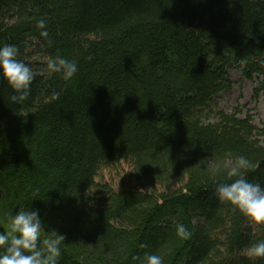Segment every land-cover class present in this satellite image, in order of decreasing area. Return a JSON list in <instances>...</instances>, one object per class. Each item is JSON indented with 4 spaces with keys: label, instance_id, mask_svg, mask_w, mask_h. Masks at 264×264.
Wrapping results in <instances>:
<instances>
[{
    "label": "trees",
    "instance_id": "obj_1",
    "mask_svg": "<svg viewBox=\"0 0 264 264\" xmlns=\"http://www.w3.org/2000/svg\"><path fill=\"white\" fill-rule=\"evenodd\" d=\"M5 43L37 75L22 104L0 78V232L25 207L41 239L65 237L59 264H264L247 255L264 224L215 194L237 156L264 186L259 130L211 108L231 70L264 90V0H0ZM57 55L77 62L70 80L47 71ZM122 162L133 188L96 181Z\"/></svg>",
    "mask_w": 264,
    "mask_h": 264
},
{
    "label": "clouds",
    "instance_id": "obj_2",
    "mask_svg": "<svg viewBox=\"0 0 264 264\" xmlns=\"http://www.w3.org/2000/svg\"><path fill=\"white\" fill-rule=\"evenodd\" d=\"M40 36L47 39L49 32L45 20L37 23ZM49 43H51L49 41ZM19 49L13 44L0 45V78H3L12 89L10 101L22 104L30 93L31 85L37 75L33 69L18 59ZM90 59V57H89ZM50 74H60L67 81L78 71V64L74 60L62 56H55L46 65ZM59 92L52 93V99L57 100ZM252 167L245 156H237L234 163L227 169L229 178L235 177L231 183L218 184L215 194L222 202L230 203L245 217L257 224H264V186L254 183L244 177V172ZM220 165H217V170ZM10 227L0 232V264H59L62 255L61 244L65 237L56 230L51 236L41 221L39 209L20 207L8 217ZM176 234L181 239L191 238V232L183 224L175 226ZM250 258H264V239L252 243L247 248ZM139 264H164L163 257L157 254L145 253L143 257H133Z\"/></svg>",
    "mask_w": 264,
    "mask_h": 264
},
{
    "label": "rangeland",
    "instance_id": "obj_3",
    "mask_svg": "<svg viewBox=\"0 0 264 264\" xmlns=\"http://www.w3.org/2000/svg\"><path fill=\"white\" fill-rule=\"evenodd\" d=\"M229 80L232 88L214 98L212 110L232 114L238 109L242 116L249 113L254 126L259 130V141L264 147V90L261 89L263 79L255 77L253 81H249L239 70L234 69L229 71ZM96 181L107 183L116 191L131 189V166L128 162H122L117 168L102 171Z\"/></svg>",
    "mask_w": 264,
    "mask_h": 264
}]
</instances>
